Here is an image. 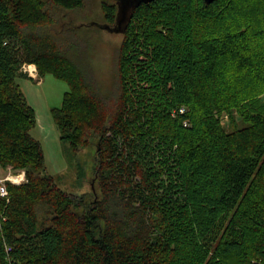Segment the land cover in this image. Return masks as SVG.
Wrapping results in <instances>:
<instances>
[{
	"label": "trees",
	"instance_id": "obj_1",
	"mask_svg": "<svg viewBox=\"0 0 264 264\" xmlns=\"http://www.w3.org/2000/svg\"><path fill=\"white\" fill-rule=\"evenodd\" d=\"M85 1L0 0V166L26 173L0 194V264H264V0L142 3L108 91L58 28ZM32 64L69 86L52 114L79 184L95 149L89 192L48 171Z\"/></svg>",
	"mask_w": 264,
	"mask_h": 264
},
{
	"label": "rangeland",
	"instance_id": "obj_2",
	"mask_svg": "<svg viewBox=\"0 0 264 264\" xmlns=\"http://www.w3.org/2000/svg\"><path fill=\"white\" fill-rule=\"evenodd\" d=\"M61 15H67V17L59 18L58 28L64 32L63 35L72 36L75 43H78L74 44V50L80 47L74 56L78 58L81 65H84V68L94 70L93 79H98L106 91L111 90L115 81L116 61L123 33L112 32L102 27L109 22L103 15L99 0H86L85 5L79 10L62 12ZM32 78L29 81L25 79L24 81L19 79V81L24 87L22 89L30 105L36 112L37 123L32 130V135L42 143L48 171L54 176L57 184L66 191L74 194L91 191L95 187L93 181L95 149L83 150L79 154L78 160L87 170V176L82 184H79L76 163H73L65 152L66 146L61 141L60 132L52 114L53 108L61 107L65 92L69 89L68 84L52 74L40 78L38 71L34 72ZM224 123L228 125L227 117L224 118ZM10 170V167L0 166V179L10 172L19 171Z\"/></svg>",
	"mask_w": 264,
	"mask_h": 264
},
{
	"label": "water",
	"instance_id": "obj_3",
	"mask_svg": "<svg viewBox=\"0 0 264 264\" xmlns=\"http://www.w3.org/2000/svg\"><path fill=\"white\" fill-rule=\"evenodd\" d=\"M154 0H118V15L115 25L106 24L102 27L112 32H124V26L131 18L132 12L142 3H150ZM215 0H205L206 3H212ZM97 25L93 23V25Z\"/></svg>",
	"mask_w": 264,
	"mask_h": 264
},
{
	"label": "built area",
	"instance_id": "obj_4",
	"mask_svg": "<svg viewBox=\"0 0 264 264\" xmlns=\"http://www.w3.org/2000/svg\"><path fill=\"white\" fill-rule=\"evenodd\" d=\"M24 71L28 72L30 75L34 76V72L37 71L36 67L34 69L31 68V65L24 66ZM13 170L12 167H10ZM10 170V171H11ZM26 180V173L24 170H19L16 173L10 172L6 177L0 179V194L2 196H8L9 191L7 188V181H12L16 184H21Z\"/></svg>",
	"mask_w": 264,
	"mask_h": 264
},
{
	"label": "crops",
	"instance_id": "obj_5",
	"mask_svg": "<svg viewBox=\"0 0 264 264\" xmlns=\"http://www.w3.org/2000/svg\"><path fill=\"white\" fill-rule=\"evenodd\" d=\"M32 65H34V64H32ZM35 67H36V65H34ZM37 68V67H36ZM22 80L24 79V78H21ZM30 79H25V81H29ZM24 81V80H23ZM19 83H20V85L22 86V84H21V82L19 81ZM22 88H24L23 86H22ZM24 90V89H23Z\"/></svg>",
	"mask_w": 264,
	"mask_h": 264
},
{
	"label": "bare ground",
	"instance_id": "obj_6",
	"mask_svg": "<svg viewBox=\"0 0 264 264\" xmlns=\"http://www.w3.org/2000/svg\"><path fill=\"white\" fill-rule=\"evenodd\" d=\"M31 68H32V69H34V68H35V66H34V65H31Z\"/></svg>",
	"mask_w": 264,
	"mask_h": 264
}]
</instances>
